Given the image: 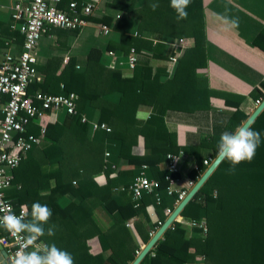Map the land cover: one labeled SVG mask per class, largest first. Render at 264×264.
<instances>
[{
  "label": "trees",
  "instance_id": "obj_1",
  "mask_svg": "<svg viewBox=\"0 0 264 264\" xmlns=\"http://www.w3.org/2000/svg\"><path fill=\"white\" fill-rule=\"evenodd\" d=\"M152 3L159 5L155 11L150 7ZM116 5L121 10L120 19L103 18L101 22L112 26L119 38L117 46L109 44L108 50L123 55H127L131 48L139 54L151 51L155 42L145 39L150 34L154 40L193 38L195 46L184 51L175 75L166 81L147 65L141 66L140 76L136 73L131 77L124 76L121 69L108 67L104 62L105 53L94 47L84 66L78 68L76 59L72 58L59 72L32 85V93H75L79 116H62L59 122L50 116L41 122V126L47 129L46 143L42 147L47 163L32 167H28L30 162L27 159L22 163L14 178L21 190H15L13 198L17 209L26 203L29 213L32 204L40 202L48 205L53 214L139 216L146 214L147 206L156 203V194H160L162 203L157 210L161 225L151 226L161 228L167 219L161 212L164 209L175 211V198L167 193L169 171L163 165L168 162V154L179 156L180 153L177 135L167 127L166 118L172 113L203 112L209 108L210 97L214 94L205 79L197 74L198 69L205 66L204 3L203 0H192L187 8V19L179 21L170 7V0H146L140 8H135L133 2L117 1ZM134 19L137 21L136 36L131 34ZM261 40L258 38L255 42L264 49ZM261 86L262 89L255 90L253 95L264 100V82ZM141 106L153 108L147 120L139 117ZM97 111L99 121L106 122L111 132L92 130L90 121ZM81 115H86L89 122L82 123ZM41 126L37 120L29 128V133L39 134ZM251 128L262 135L254 159L250 163L242 162L233 174L226 171L230 163L224 161L182 213L192 221L205 218L208 236L201 238L196 231L189 238L176 221L158 242L153 251L155 256L150 254L143 264H187L200 255L208 259L212 245L215 249L216 246L220 248L213 254L221 259V264L225 261L228 264H264V112ZM217 138L206 136L199 146H195L199 156L197 168L190 173L194 180L199 172L207 170L205 158L201 155L204 148L213 150L208 157L216 159ZM141 142L145 150L143 155L136 152ZM106 152L113 156L110 161L115 164L113 172L116 176L106 185H100L95 178L108 165ZM144 165L148 167L149 178L157 181L159 187L155 193L145 194L140 206L136 207L129 187ZM175 176L180 177L179 174ZM32 182L40 189L31 187ZM47 189L49 193L42 195L40 190ZM73 193L80 194V199L72 206L62 208L58 199ZM41 238L46 240V236ZM90 258L100 264L98 257ZM106 264H119L118 258L111 256Z\"/></svg>",
  "mask_w": 264,
  "mask_h": 264
},
{
  "label": "crops",
  "instance_id": "obj_2",
  "mask_svg": "<svg viewBox=\"0 0 264 264\" xmlns=\"http://www.w3.org/2000/svg\"><path fill=\"white\" fill-rule=\"evenodd\" d=\"M90 1L97 3L100 13L97 16L90 17L91 19H87L89 24L84 29L74 32L50 28L42 37L38 47L40 82L47 75L59 72L72 58L76 59L78 68L79 66H84L89 51L94 47L101 49L105 53L104 62L109 64L106 54L108 46L109 44L117 46L119 38L117 33L114 34L115 31L109 37L101 33L99 27L103 24L101 23L102 19L106 18L114 21L120 19L121 10L116 5L117 1L133 2L135 8H140L146 0H64L65 3L62 9L69 10V5L72 2L83 3ZM0 3L1 65L8 52L16 56L21 54L24 46V36L20 27L18 29V24L14 27L15 23L12 20V7L15 0H0ZM203 3L205 66L198 69L197 74L200 78L205 79L207 87L214 94L210 97L207 110L194 112L189 115L172 113L166 118L167 127L177 135L180 148L177 164L178 174L183 182L181 186L185 188H189V183L194 181L190 177V173L197 168L199 156L198 152L195 151V146H199L201 140L206 136H218L220 138L222 132H232L236 127L245 124L261 105H257V101L262 100L263 102V99L256 98L253 93L257 89H262L261 85L264 82V49L255 42L256 39L262 38L261 43L264 45V0H203ZM79 11H81L80 8ZM233 20H238L236 26H233ZM131 34H134V36L138 34L137 21L135 19L132 21ZM145 39L152 40L155 44L153 43L154 46L151 51H142L140 53L139 64L135 73L139 76L142 75L140 68L147 65L153 73L159 72L161 74V80L166 81L168 78H172L175 72L171 77L168 72L170 68L169 58L172 55V49L168 43L170 38L154 40L150 34L149 36L146 35ZM182 39L185 42L187 40L185 51L195 46L193 38L184 37ZM156 41H160V43ZM123 61L126 63V59H123ZM122 73L124 76L129 75L127 68H123ZM97 112L93 113V120L90 122H100L99 111ZM152 112V107L141 106L139 117L141 120H147ZM100 123L107 124L106 122ZM219 138H217L218 141ZM45 143L46 137L43 143L33 148V151L28 155L27 161L30 162L28 167L47 163L42 155V147ZM144 151V144L141 142L136 152L143 155ZM211 153H213L211 149L204 148L201 151V155L205 158L204 165L206 160L211 159L208 157ZM190 157H193L195 161L192 162ZM106 158L108 161L107 167L104 172L95 178L100 185H106L110 179L116 176L115 172H113L115 164L110 161L113 156L109 155ZM167 166L168 162L163 165V168H167ZM183 166H185V169L187 166L185 171L182 169ZM209 167L206 166L207 169ZM147 177L149 178L148 175ZM51 185L54 187L53 182ZM30 186L38 188L35 182H32ZM40 191L43 195L48 194L50 190ZM118 192H121V190ZM79 199L80 194L73 193L58 199V204L62 208H66L72 206ZM23 205L28 208L26 203ZM158 206L157 201L148 205L146 214L139 216L101 213L53 214L45 229L47 230V227L54 225L55 235L48 236L45 234L46 240L40 237L38 241L42 248L54 243L58 248L67 250L73 255L75 264H96V261L91 260L90 257H98L100 264H106V261L111 256L118 258L119 264H133L144 247L153 238L151 233L158 227L155 226L153 228L151 225H159L160 223ZM166 210L168 209H164L161 214L168 219L169 216ZM90 216L92 217L89 218ZM176 221L183 226L189 238L196 233L197 230H192L189 227V223L192 221L190 218L181 215ZM6 236L7 231L0 228V242ZM161 240H163V237ZM219 249V246H216L215 249L212 245L206 264H221V259L213 254ZM154 250L155 248L151 252L152 257L155 256ZM201 257L204 256H197L194 262L190 261L187 264H200L198 261ZM0 264H13V262L7 256ZM224 264L228 263L225 261Z\"/></svg>",
  "mask_w": 264,
  "mask_h": 264
},
{
  "label": "built area",
  "instance_id": "obj_3",
  "mask_svg": "<svg viewBox=\"0 0 264 264\" xmlns=\"http://www.w3.org/2000/svg\"><path fill=\"white\" fill-rule=\"evenodd\" d=\"M63 3L64 0H15L12 7L11 16L15 23L14 27L16 24H18V29L20 27L24 36V46L20 55L16 56L8 52L0 65V205L4 207L0 215L7 214L9 209L12 213L20 215L21 208L17 209L13 198L14 191L21 190V186L14 182L15 171L21 167L33 148L43 143L47 129L44 125L41 126V122L50 116L54 117L55 122H59L62 116H79L75 93L52 95L30 91L32 85L41 81L38 69L40 64L38 47L48 29L81 31L89 24L87 17L97 16L100 13L97 3L92 1L81 4L72 2L69 5V10L61 8ZM99 28L106 37L114 32L113 27L107 24H101ZM168 43L172 49L168 71L171 77L186 49V42L184 39H173ZM106 54L109 59L108 67L114 70L127 68L129 73L127 76L134 75L140 56L135 48H131L127 55L119 54L114 50H108ZM123 59H126V63ZM261 103L262 100H258L256 104L260 105ZM37 120L40 121V133L30 134L29 128ZM81 121L82 123L89 122L86 115H81ZM90 125L94 132H111V128L105 123L92 121ZM109 155L107 152L106 157ZM178 160L179 156L177 155L168 154L167 156V170L169 171L166 176V181L169 184L167 193L175 198V209L204 174L199 172L196 179L189 183V188L181 186L182 179L175 176L179 172ZM213 162V159L206 160L205 165L209 167ZM147 170L148 167L144 165L140 175L129 187L136 207L140 206L139 202L145 194H153L159 187L157 181L147 177ZM3 185H7V187H3ZM156 201L158 205L162 203L160 194H156ZM173 212L171 209L166 210L168 216ZM189 227L192 230H197L201 238L208 236L206 219L191 221ZM159 228L151 233V237L155 236ZM0 243L7 251L9 259L14 262L16 252L23 244L21 235L14 237L7 232V236L2 238ZM36 243L42 248L39 241ZM28 250L33 249L29 248ZM198 262L206 264V258L201 257Z\"/></svg>",
  "mask_w": 264,
  "mask_h": 264
},
{
  "label": "clouds",
  "instance_id": "obj_4",
  "mask_svg": "<svg viewBox=\"0 0 264 264\" xmlns=\"http://www.w3.org/2000/svg\"><path fill=\"white\" fill-rule=\"evenodd\" d=\"M192 0H170V7L176 13V19L184 20L188 17L187 8ZM155 11L159 5L150 4ZM233 26L238 24V20L232 21ZM262 143V135L259 131L253 130L249 125L242 124L234 131H224L221 133L217 143V160L228 161L230 168L226 171L233 174L236 167L242 162H251ZM7 187V185H3ZM4 207L0 205V212ZM53 215L52 209L40 202H34L29 213L26 205H21L20 215H16L9 209L7 214L0 215V228H3L12 236L21 235L23 244L16 252L13 264H75L73 255L67 250L58 248L54 243L43 248L36 243L45 234L55 235V226L47 227ZM26 217H30L26 219ZM33 250L29 251L28 249Z\"/></svg>",
  "mask_w": 264,
  "mask_h": 264
},
{
  "label": "water",
  "instance_id": "obj_5",
  "mask_svg": "<svg viewBox=\"0 0 264 264\" xmlns=\"http://www.w3.org/2000/svg\"><path fill=\"white\" fill-rule=\"evenodd\" d=\"M263 111H264V100L245 124L251 127ZM222 163L223 162L218 161L217 158L214 160V162L206 170V172L201 177V179L189 192L187 197L181 202V204L175 209V211L169 216V218L157 231L155 236L144 247V249L139 254V256L137 257V259L134 261L133 264H142L145 258L151 254L152 250L156 247L160 239L164 236V234L168 231V229L171 228V226H173L175 221L182 215L186 207L195 199V197L198 195V193L201 191V189L205 186V184L208 182L210 177L215 173V171ZM7 256H8L7 251L4 249L2 245H0V262H3V259L6 258Z\"/></svg>",
  "mask_w": 264,
  "mask_h": 264
},
{
  "label": "rangeland",
  "instance_id": "obj_6",
  "mask_svg": "<svg viewBox=\"0 0 264 264\" xmlns=\"http://www.w3.org/2000/svg\"><path fill=\"white\" fill-rule=\"evenodd\" d=\"M152 40H153V39H152ZM186 42H187V40H186ZM185 158H186V157H185ZM190 158H191L190 160H192V162L195 161V159H194L193 157H190ZM192 158H193V159H192ZM182 169L185 171V170L187 169V166H186V169H185V166H183Z\"/></svg>",
  "mask_w": 264,
  "mask_h": 264
}]
</instances>
